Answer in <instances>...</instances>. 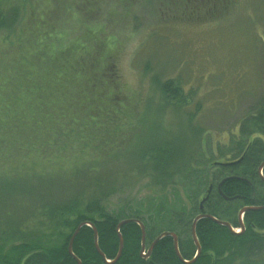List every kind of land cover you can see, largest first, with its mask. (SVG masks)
<instances>
[{
	"label": "trees",
	"instance_id": "obj_1",
	"mask_svg": "<svg viewBox=\"0 0 264 264\" xmlns=\"http://www.w3.org/2000/svg\"><path fill=\"white\" fill-rule=\"evenodd\" d=\"M157 1L168 7L181 5L186 17L210 18L233 2ZM30 5V0H0V41L6 44L5 49L0 47V62H9L2 63L6 70L0 82V96L7 93L6 105L0 103V160L12 162L21 155L24 162L46 152L71 160L62 168L55 166L58 162L49 169L22 165L29 171L20 176L15 171L0 173V264H186L176 257L171 237L160 239L147 258L141 256L136 223L119 229L123 248L114 261L119 244L116 226L121 220H139L149 246L160 233H175L179 254L189 262L195 252L191 224L201 213L240 230L234 233L209 218L200 219L195 234L201 251L190 264H264V166L262 178L258 173L264 161V79L259 100L240 122L230 161L213 163L202 151L204 130L194 118L201 111L198 101L186 108L193 99L182 98L173 80L154 76V97L146 99L135 118L130 113L134 101L120 92L109 56L99 50L104 26L94 31L85 25L79 42L46 53V41L55 40L58 19L69 13L68 4L51 0L39 13ZM77 20L78 25L86 22ZM87 41L91 47L81 46ZM15 91H20L19 102ZM151 106L158 110L156 119L150 116ZM168 107L188 120L186 132L164 126L161 112ZM12 110L26 116L12 117ZM20 125L23 133L18 136ZM122 171L125 180L147 177L161 191L178 179L187 187L190 208L163 197L145 209L121 206L108 212L103 202L117 192L115 176ZM213 172L218 174L217 179L213 176L215 182ZM242 208L248 210L241 229ZM81 223L96 229L102 256L94 248L93 228L87 225L75 236L69 254V239Z\"/></svg>",
	"mask_w": 264,
	"mask_h": 264
},
{
	"label": "rangeland",
	"instance_id": "obj_2",
	"mask_svg": "<svg viewBox=\"0 0 264 264\" xmlns=\"http://www.w3.org/2000/svg\"><path fill=\"white\" fill-rule=\"evenodd\" d=\"M65 1L69 13L64 12L61 21L58 19L55 40L46 41V53L79 42L85 25L94 31L104 26L99 35V50L109 56L120 92L134 101L132 116L141 115L146 99L154 97V76L160 80L171 79L181 89L182 98L193 99L186 108H193L197 101L200 103L201 111L194 118L197 117L198 127L201 125L204 130L200 142L207 160L213 163L230 161L229 151L238 139L240 122L263 91L264 0H232L228 7L220 8V13L211 18L206 15L186 17L178 8L181 5L168 7L165 1L160 3L157 0ZM78 2L81 10L76 7ZM50 3L51 0H30L33 11L38 13L42 5ZM39 15L43 18L36 14ZM79 17L86 20L84 25H78ZM46 30L50 31L47 34L52 33L51 29ZM0 35L3 36V31ZM80 44L91 47L89 41ZM0 47L5 49L6 44L0 41ZM2 63L8 65L9 62H0V82H4L2 78L6 70ZM16 92L14 97L18 93L15 100L19 102L20 91ZM4 96H0L1 106L6 105ZM11 112H14L12 117L26 116L25 112ZM157 112L155 106H151L150 116L156 119ZM161 113L167 129L186 132L188 120L181 112L168 107ZM6 114L10 118L11 113ZM21 131L20 125L18 136L22 135ZM22 157L19 155L12 162L0 160V173L15 171L14 174L20 173V176L29 171L22 165L40 164L43 167L34 168L49 169L50 164L58 162L55 166L62 168L71 160V157L56 152L43 153L42 157L28 156L24 158L25 163ZM203 160L206 168V159ZM64 173H69L67 168ZM214 175L218 178L213 172L211 182H215ZM118 176H115L117 192L103 202L108 212L115 213L121 206L145 209L151 201L163 197L170 203L178 200L182 206L190 208L185 198L187 187L178 179L172 187L161 191L152 187L147 177L125 180L123 171ZM148 246L149 241H145L144 253Z\"/></svg>",
	"mask_w": 264,
	"mask_h": 264
},
{
	"label": "water",
	"instance_id": "obj_3",
	"mask_svg": "<svg viewBox=\"0 0 264 264\" xmlns=\"http://www.w3.org/2000/svg\"><path fill=\"white\" fill-rule=\"evenodd\" d=\"M236 163V162H234ZM233 164V163H232ZM264 166V161L261 163V165L258 167V173L260 174V171L262 169V167ZM261 178H262V175L260 174ZM223 182V180L221 181ZM264 208V207H263ZM250 209V208H249ZM255 209V208H253ZM248 208H242L239 210L238 212V222H239V225L241 227V229L243 228L242 226V215L244 214L245 211H247ZM202 218H209L211 219L213 222L221 225V226H224V227H227L230 231L234 232V230L232 229V227L230 226V224L228 222H225V221H220V220H217L215 219L214 217L212 216H209V215H206L204 213H201L199 215H197L193 221H192V224H191V229H190V236H191V239L193 241V244L195 246V252H194V255H193V259L192 261H194L198 255L200 254V245L197 241V238H196V234H195V226H196V223L202 219ZM128 223H136L139 227H140V231H141V249H140V254L141 256H143L144 258H147L153 248V246L160 240L162 239L163 237H171L172 238V241H173V249H174V253L176 255V257L185 262L186 264H190L192 261H184L182 260L180 254H179V251H178V247H177V236L175 233H172V232H162L160 233L154 240L153 242L150 244V246L148 247V249L146 250V253H143L144 250H145V230H144V226L143 224L137 220V219H125V220H121L119 221V223L117 224L116 226V231L117 233L119 232V229L128 224ZM84 225H87V226H91L90 224H85V223H81L80 225L77 226V228L74 230V232L72 233L70 239H69V242H68V246H67V250L69 252V254H72L71 252V248H72V244H73V241H74V238L75 236L78 234L80 228ZM92 227V226H91ZM93 228V243H94V248L95 250L102 256L99 248H98V245H97V233H96V229L94 227ZM234 233H238V232H234ZM118 251H117V254H116V257L114 259V261L118 260L121 256V252H122V248H123V240H122V237L121 235L118 233Z\"/></svg>",
	"mask_w": 264,
	"mask_h": 264
},
{
	"label": "flooded vegetation",
	"instance_id": "obj_4",
	"mask_svg": "<svg viewBox=\"0 0 264 264\" xmlns=\"http://www.w3.org/2000/svg\"><path fill=\"white\" fill-rule=\"evenodd\" d=\"M148 249V248H147Z\"/></svg>",
	"mask_w": 264,
	"mask_h": 264
}]
</instances>
